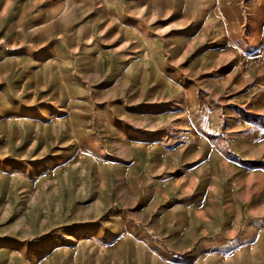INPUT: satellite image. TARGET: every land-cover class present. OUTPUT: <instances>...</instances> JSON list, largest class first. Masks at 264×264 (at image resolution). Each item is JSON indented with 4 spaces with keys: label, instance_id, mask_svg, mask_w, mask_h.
I'll list each match as a JSON object with an SVG mask.
<instances>
[{
    "label": "rangeland",
    "instance_id": "rangeland-1",
    "mask_svg": "<svg viewBox=\"0 0 264 264\" xmlns=\"http://www.w3.org/2000/svg\"><path fill=\"white\" fill-rule=\"evenodd\" d=\"M0 264H264V0H0Z\"/></svg>",
    "mask_w": 264,
    "mask_h": 264
}]
</instances>
